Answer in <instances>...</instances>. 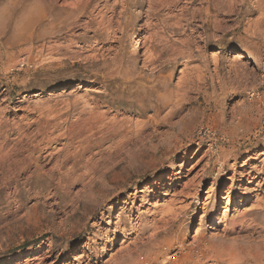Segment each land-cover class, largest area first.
Returning a JSON list of instances; mask_svg holds the SVG:
<instances>
[{
	"label": "rangeland",
	"instance_id": "obj_1",
	"mask_svg": "<svg viewBox=\"0 0 264 264\" xmlns=\"http://www.w3.org/2000/svg\"><path fill=\"white\" fill-rule=\"evenodd\" d=\"M0 264H264V0H0Z\"/></svg>",
	"mask_w": 264,
	"mask_h": 264
},
{
	"label": "bare ground",
	"instance_id": "obj_2",
	"mask_svg": "<svg viewBox=\"0 0 264 264\" xmlns=\"http://www.w3.org/2000/svg\"><path fill=\"white\" fill-rule=\"evenodd\" d=\"M137 51V44L135 45V49H134V52ZM234 58H238L237 56H234Z\"/></svg>",
	"mask_w": 264,
	"mask_h": 264
}]
</instances>
